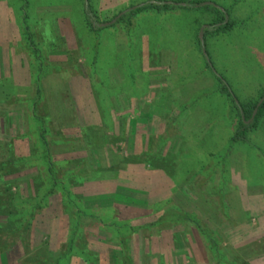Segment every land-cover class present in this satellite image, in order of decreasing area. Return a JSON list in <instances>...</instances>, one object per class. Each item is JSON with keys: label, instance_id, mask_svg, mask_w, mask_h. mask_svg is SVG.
Wrapping results in <instances>:
<instances>
[{"label": "rangeland", "instance_id": "374dc122", "mask_svg": "<svg viewBox=\"0 0 264 264\" xmlns=\"http://www.w3.org/2000/svg\"><path fill=\"white\" fill-rule=\"evenodd\" d=\"M139 1L0 0V109L5 108L15 121L7 126L0 117V141L12 139L16 149L13 157L24 163L14 171L16 174L6 178L5 184H0L6 191L4 198L8 196L4 199L6 206L0 208V227L8 226V219L11 222L0 230V251L2 246L7 247L0 264H29L26 254L34 248L44 258H56L68 235V216L63 211L67 202L61 190L51 189L45 201L38 196V190L30 195L34 185L30 180L38 173L46 176V167L39 163L41 126L34 114L38 118L49 117L51 142H84L94 137L91 148L97 149L103 160L107 154L113 161L112 166L104 168L106 172L123 170L121 175L125 178L121 184L114 179L84 182L78 164L64 170L57 168L62 184L90 216L101 215L103 208L111 204L118 209V223L139 226L158 217V211L148 208V192L135 185L143 182L137 175L150 176L145 170L149 166V170L158 171L152 177L162 175L163 179L154 186L155 205L174 202L182 211L218 230L234 247L228 252L231 256L221 253L222 264H264V245H253L256 237L258 241L264 238V117L248 135L247 143L231 144L238 118L230 110L229 101L214 93L218 84L204 66L198 39L212 17L201 6L159 14L148 11L130 18L128 24L126 18L125 23L117 24V20L111 26L99 27L138 8ZM163 2L176 6L209 3L227 13V21L235 23L232 31L207 41L203 37L213 72L229 84L239 102L259 100L264 94V0H154L158 4ZM38 89L41 97L33 108L30 100L36 97ZM177 90L185 95L174 101L173 113L167 119L152 114L147 105L150 101L162 94L172 99ZM199 96L202 98L197 102ZM6 101L9 106L2 105ZM194 104L199 107H193ZM171 121L173 132L168 136L164 127L167 129ZM79 125L104 131L106 143L96 131L86 130L87 137L77 139L65 136L66 131L78 129ZM192 129L198 131L192 135L202 140V147L208 146L217 156L202 158L199 153L200 158L187 157L183 165L186 170L176 171L177 158L167 153H176L180 145L183 147L180 137L190 135ZM173 134L178 136L172 138ZM143 135L155 137L151 149L142 143ZM184 145L187 150L188 145ZM70 169L74 172L67 171ZM199 169L205 170L202 175ZM186 172L190 174L183 175ZM192 174L194 179H201L203 187L187 181ZM128 182L135 186L130 191L122 190H128ZM186 182L184 189L181 186ZM17 185L20 191L16 195L21 200H38L47 205L29 209L30 219L34 217L35 227L39 228L31 249L23 248L20 237L14 235L22 202L11 194L16 193ZM201 190L204 194L211 191L214 198H225L226 211L222 213L213 206L210 212L216 217L208 214L201 203ZM119 192L132 199L130 207L115 202ZM230 223H234L235 229ZM90 231L98 233V238L109 237L97 228ZM149 234L142 232L145 237ZM100 238L90 241L98 242ZM178 241L174 254L152 251L149 264H194L195 255L182 240ZM202 242L205 243L203 239ZM106 246L110 250L114 247L110 241ZM247 246L255 248L244 254ZM234 256L236 263L232 261ZM146 262L145 257L140 264Z\"/></svg>", "mask_w": 264, "mask_h": 264}, {"label": "trees", "instance_id": "16d2710c", "mask_svg": "<svg viewBox=\"0 0 264 264\" xmlns=\"http://www.w3.org/2000/svg\"><path fill=\"white\" fill-rule=\"evenodd\" d=\"M185 3V2H181ZM187 4V3H186ZM189 5V6H188ZM186 5V7L176 6V5H168L165 3H149L146 5H143L141 7L136 8L135 10H132L130 12L125 13L122 17L119 18L117 21V24L125 23L126 18H130L139 16L140 14H143L148 11L163 13V12H169L171 10L175 9H182V10H193L194 6H201L202 10H204L206 13L210 14L212 17L211 22L209 23L208 27L204 29V35L205 40L207 41L208 38H212L215 36L225 35L228 34L232 29L235 27V23L232 21H227V13L223 11L219 7H214L212 5H203L202 3H189ZM87 11L88 15L92 14L90 10V7L87 5ZM91 24V23H90ZM92 27V25H91ZM198 39V38H197ZM206 44V42H205ZM203 45V49L206 50V45ZM198 47L200 50L201 55L203 56V60L205 62L206 69H209L212 72V78L218 84V89L214 92L216 95H222L223 98L229 101L231 104V109L236 112V117L238 118V126L237 131L231 139V144L235 145L238 143H247L249 134L257 128V124L260 122V120L264 117V102L261 104V106L258 108V112L254 118V120L248 125L246 122L250 121L252 119L253 113L255 109L257 108L260 101L264 98V94L260 97L257 101H251L249 103H242L241 101L237 100V96L232 92L230 86L228 83H226L221 77H219L217 74L213 72L212 64L209 60V54L206 50V54L203 53L201 41L198 39ZM180 90H177L175 97L173 94V98L170 99L166 94H162L159 97L155 98L153 101H150L147 105L149 110H151L152 114L158 115L161 117V119H167L168 116H170L173 113L172 105L174 104V101H178L179 99L184 97V93H179ZM213 93V94H214ZM41 90L38 89L36 91V97H33L30 101L32 102V107L34 106L36 100L39 101L40 99ZM198 96V95H197ZM236 96V97H235ZM202 96L197 97V102L201 100ZM195 101V99L193 100ZM6 102H2V105L9 106L10 103L6 104ZM193 107H199L194 104ZM34 108V107H33ZM4 109H0V117L4 120H6L7 126L12 125L15 121L12 117L9 116V114ZM34 109V113H35ZM48 114H51V112L48 110ZM35 118L40 121V135L38 139V143L41 146V153L39 156V163L43 164L46 169L45 174L38 173L37 176L33 177L30 181L32 184L31 194H35L38 190V196L42 198L43 201H45L47 195L50 190L54 192L57 188L61 190L63 193V198L65 199V202H67L66 208L63 209L64 213L68 216V235L67 238L63 241L59 251V255H57L56 258L52 257H46L44 258L43 255H41L36 248H34V251L29 250L26 254L27 257L25 259L26 262H29V264H140L143 263L144 258L146 257V264H149V255H151L152 251H158L159 253H171L177 250V246L179 244L178 240H182L185 243V246L187 247L188 251L193 253L195 255V259L193 260L194 264H222L223 263V257H221V253H228L230 250H233V246L228 243L227 239L221 235L218 230H215L209 226V224L203 222L202 220H199L196 218L193 214H190L188 212L182 211L179 209V207L176 206V204L172 201H167L164 203V205H155L153 199H155V195L152 196L154 193V186L156 181L159 182L162 181L160 177L162 175H157L155 177H152V174L154 175L156 170H149L152 169L149 166H146V171L150 174V176H145L144 174L137 175L140 178H143L142 184L138 183L135 185H140L138 187L141 188V190H145L148 192L150 204H148L149 207H153L154 211H158V217L154 216V219H150L153 221H146L144 224L132 225L127 224L124 222L118 223V217L115 216L117 214V210L114 205L108 204L106 205L101 215H92L90 216L88 213V210L85 208L83 209L80 207V204L77 203L75 197L72 193L66 189V187L62 184V178L58 177L57 168H62L63 170L68 167L69 165H76L78 164L80 167V177L84 182H93L95 180H101L102 182L105 180L114 179L117 181V183H121L125 178L121 175L123 173V170L121 171H113V173H108L104 169L105 167H110V165L113 161L110 157L105 155L104 160L101 158L102 155L97 151V149H92L91 144H94V137H91L90 140L84 139V142H77L73 141L71 143L64 142L60 139L54 140L51 142L50 138L48 137V124L50 122L49 117H46V119L38 118L34 114ZM218 121V120H217ZM171 122H168L167 129L165 134L172 133L171 128ZM76 128V127H75ZM78 129L71 128L69 131H66L65 136L68 138H81L83 136L87 137V131H96L99 133L98 135L104 140L106 143V136L105 132L99 129H96L93 126H78ZM95 128V129H94ZM212 132V129H210ZM95 132V133H96ZM198 131L191 130L190 135H185L184 138H181V144H183V147L180 145L178 151L176 153H167L170 155V157H176V171H183L186 170V166H183L185 164V158L190 157H196L200 158V155L203 157L208 158H214V153L210 152V148L208 146L202 147V140L195 138L192 134L197 133ZM200 133V132H199ZM51 134V133H50ZM64 133L59 132V135H62ZM169 136V135H168ZM172 138L175 136H178L176 134L171 135ZM54 137V136H53ZM64 137V136H63ZM61 141V142H60ZM54 143V146L52 145ZM142 143L145 144V148L151 149L155 145V137H147L145 135L142 136ZM184 144L188 145V149L185 150ZM206 151L202 153V150ZM193 150L196 151V153L193 154ZM16 149L14 148V142L12 139H7L0 141V184L6 183V178L9 176H13L16 174L14 171H17L20 169V167L23 166V162L21 159L14 158ZM65 154V155H63ZM67 156V157H66ZM73 156V157H72ZM122 156L118 155V158L121 159ZM223 158V157H221ZM224 159V158H223ZM104 161V162H103ZM107 164V165H106ZM106 165V166H104ZM70 172H74V169L67 170ZM205 170L199 169L200 175L203 174ZM21 172V170H20ZM184 172V171H183ZM169 174V173H168ZM190 172H186L188 175ZM194 174V173H193ZM191 175V177L193 176ZM121 175V177H120ZM170 175V174H169ZM44 176V177H43ZM120 177V179H119ZM133 177V176H132ZM171 178V176H169ZM9 180V178H8ZM172 180V179H171ZM139 181V180H138ZM187 181L193 183L195 182L197 186L203 187L204 185L201 182V179H194L193 177L191 179H188ZM162 182L158 183L161 184ZM198 182V183H197ZM122 184V183H121ZM124 185V184H123ZM131 182H128V190L122 189L124 191H130L133 186ZM192 185V184H191ZM189 184V187H191ZM18 190L16 193H11L12 195H16L19 191V185ZM45 186V188H44ZM47 186V187H46ZM185 186V187H184ZM188 186V183L186 182L184 185H182V188H186ZM208 186V185H207ZM125 187V186H124ZM199 188V187H197ZM205 189V188H204ZM5 188L0 186V208L1 210L6 206L4 204L5 200L4 194L6 191H4ZM48 190V191H47ZM206 190V189H205ZM202 192V198L201 203H203L206 206V212L210 214L213 218L216 217L214 212H210V208L213 206L215 207V210H221L223 213L226 211V199L223 197L214 198L211 191H208L209 193L204 194L203 190ZM163 193V192H162ZM161 193V194H162ZM210 194V195H209ZM210 196L208 198V196ZM15 198L18 199L20 202V214L17 215V217L20 219L19 226L14 231V235L16 237H20L19 242L25 248V246H29L28 249H31V244L35 245V235L36 229H39L35 227V220L34 217L30 219L31 212L29 209L31 208L34 210L38 205H41L42 208H46L47 205H42V201H33L31 199L21 200L18 195L15 196ZM115 202H123L124 204L132 205V200L127 194L121 195L119 192L114 199ZM64 202V203H65ZM114 202V203H115ZM29 206V207H28ZM36 206V207H35ZM127 206V207H128ZM130 207V206H129ZM145 207V206H144ZM1 213V211H0ZM161 213V216L159 214ZM0 219L2 217L0 216ZM9 223L11 224L10 220L8 219ZM95 221V223H94ZM250 223V222H249ZM9 224V225H10ZM95 224V225H91ZM234 224V223H233ZM230 223L231 228L234 227ZM4 225V224H3ZM3 225L0 227V230L3 228H6L8 226L3 227ZM91 228H97L101 232H106L109 237L107 236V239H102L97 241H90V240H98L99 238L98 233L95 231H90ZM239 228V227H238ZM174 229L179 230V232H173ZM144 230L149 231L150 234L148 237H145L142 235V232ZM14 238V236H13ZM48 239H50L48 237ZM202 239L205 243L202 242ZM258 237L253 242V245L256 246L258 244L264 245V238L261 237L259 241L257 240ZM199 240V241H198ZM111 242V244L114 245V247L110 250L108 247H105L106 243ZM33 242V243H32ZM49 242V240H48ZM203 243V247H201V243ZM42 243V242H41ZM50 243V242H49ZM33 245V246H34ZM108 245V244H107ZM254 246H247L245 248H248L247 250L244 249V254L247 252H252V250L255 248ZM180 247V246H179ZM153 248V249H152ZM242 248L239 249H243ZM250 248V249H249ZM238 249V253H239ZM7 250V247L2 246V249L0 251V259L2 260V255ZM202 255L200 257L199 255ZM224 254V255H225ZM141 255L143 257V260L141 259ZM155 258H158L159 255L153 254ZM229 255V253H228ZM231 256V254L229 255ZM235 259H232L235 263L237 262L236 257ZM28 260V261H27ZM142 260V261H141ZM244 262V261H243ZM25 264V263H23ZM151 264V263H150ZM224 264H231V262H225Z\"/></svg>", "mask_w": 264, "mask_h": 264}, {"label": "water", "instance_id": "95a60500", "mask_svg": "<svg viewBox=\"0 0 264 264\" xmlns=\"http://www.w3.org/2000/svg\"><path fill=\"white\" fill-rule=\"evenodd\" d=\"M165 4H168V5H171V3H168V2H166ZM176 5V4H175ZM206 5H209V3L208 4H206ZM177 6H181V7H186V4H179V5H177ZM136 8H134V9H132V10H135ZM125 13H121L114 21H112V22H110V23H107V24H104V25H100L99 27H107V26H111L112 24H114L117 20H119V18L120 17H122L123 15H124ZM204 32H203V30L201 31V33H200V41H201V43L203 44V42H204ZM204 45V44H203ZM203 53L204 54H206V50L205 49H203ZM264 102V98L260 101V103L258 104V106H257V108L255 109V111H254V113H253V116H252V119L250 120V121H248V122H246L248 125L254 120V118H255V116H256V114H257V112H258V108L261 106V104Z\"/></svg>", "mask_w": 264, "mask_h": 264}, {"label": "crops", "instance_id": "0c3cea01", "mask_svg": "<svg viewBox=\"0 0 264 264\" xmlns=\"http://www.w3.org/2000/svg\"><path fill=\"white\" fill-rule=\"evenodd\" d=\"M138 3H139V7H141V6L146 5V4H149V3H154V0H141ZM163 3H165V2H163Z\"/></svg>", "mask_w": 264, "mask_h": 264}]
</instances>
